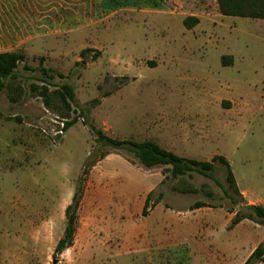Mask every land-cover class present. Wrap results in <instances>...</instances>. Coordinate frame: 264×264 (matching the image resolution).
<instances>
[{"label":"rangeland","instance_id":"1","mask_svg":"<svg viewBox=\"0 0 264 264\" xmlns=\"http://www.w3.org/2000/svg\"><path fill=\"white\" fill-rule=\"evenodd\" d=\"M153 7L0 0V53L25 57L0 92V264H242L264 243V226L229 228L239 205L224 192L240 200L223 166L210 179L172 180L166 168L143 169L95 142L89 126L113 140L160 138L189 160L221 156L246 195L241 203L264 202V21L208 5L187 30ZM62 84L75 93L68 116L38 96ZM63 117L74 124L53 140ZM106 152L120 161L93 168ZM81 177L73 245L54 255ZM154 184L148 214L157 207L143 217ZM195 203L208 207L190 211Z\"/></svg>","mask_w":264,"mask_h":264},{"label":"trees","instance_id":"2","mask_svg":"<svg viewBox=\"0 0 264 264\" xmlns=\"http://www.w3.org/2000/svg\"><path fill=\"white\" fill-rule=\"evenodd\" d=\"M218 11L224 17L241 18L250 20L264 21V0H216ZM196 18H185L183 20V26L190 30L198 24ZM88 50L81 52L82 56H86ZM25 60V57L21 53L4 52L0 53V92L9 87L6 82L14 83L17 80L16 70L18 65ZM43 74L45 72L43 71ZM33 91H36L35 87H32ZM38 96L43 97L44 103L47 107L52 106L53 99L57 103V109L60 110L64 116H68L71 111L72 105L75 102V93L73 88L69 84H62L57 87L56 90L49 95L47 88L43 87ZM15 99L12 98V101ZM95 104L98 100L94 101ZM19 120V119H17ZM74 124L73 121L66 125L67 131ZM91 133L95 136V142L100 147H109L111 150L116 151L124 156H132L141 168L151 170L155 168H166L167 176L175 180L179 177L189 175L191 173H197L205 178L210 179L211 173L216 169V165H221L226 169V181L229 190L232 194L239 198V202H236L231 194L224 192L227 199L232 201L235 205H239V210L234 212L230 211L229 214L233 215L230 220L229 228H234L241 222L248 220L258 226H264V206L261 205H249L247 203L242 204L244 199L240 194L234 175L230 169V165L225 158L221 156H214L209 162H199L195 160H189L166 151L158 146L153 141L145 142H132V141H119L113 140L104 135V133L93 126H89ZM108 153H103L100 160L105 158ZM99 161V160H98ZM93 166V165H91ZM86 167L84 168V171ZM84 178L81 177L79 185L73 193L70 204L65 208L64 216L66 220V226L63 236L57 242L54 248V255H59L71 248L74 241L75 225L77 220V211L79 209L80 201L83 195ZM152 198V192L149 193L141 211V215L146 217L148 215V209ZM158 202H156L157 204ZM155 206V205H154ZM153 206V207H154ZM203 203H195L190 211L198 210L201 208H207ZM264 262V243L259 244L252 253L248 256L244 264H260Z\"/></svg>","mask_w":264,"mask_h":264},{"label":"crops","instance_id":"3","mask_svg":"<svg viewBox=\"0 0 264 264\" xmlns=\"http://www.w3.org/2000/svg\"><path fill=\"white\" fill-rule=\"evenodd\" d=\"M85 1L86 2L91 1V2L100 3V4L102 3V4H130V5H143V4H145V5H152V6H154L153 10H157V8H160L162 11L166 12V14L168 16H176L177 18H180L182 20H184L185 18H196V19H198V21L203 20V18L207 17V15H208V12H207L208 5H211L217 14L219 13L216 0H85ZM176 131H180L181 133H184V135L182 134V137L187 138V136L185 134L187 132V129H185L184 127L177 126ZM102 132H106V130L104 129ZM159 132L162 133V130ZM155 143L166 151H169V152L173 151V148H171L172 146L168 147L167 146L168 144H165L163 142V140H160V138H157L155 140ZM4 145H5V147L8 146L6 143ZM115 159L119 162L121 159L120 155L115 154L113 152H109L105 156V158H103L102 160H99L96 163V166H94L93 168H98L100 166L106 165L107 162H112V160H115ZM114 176H116L115 172L113 173V177ZM155 186L156 185L154 184L150 188V190L146 193V195L143 197L142 205H144L146 196L152 192V190L155 188ZM240 194L242 195V197L244 196L243 199L246 198V195L243 191ZM247 204H249V205H263L264 206V202H262L261 200L257 203H255L254 201L253 202L249 201ZM156 207L157 206H154L152 211L150 212V214H148L146 217L151 215L152 212L156 209ZM142 208H143V206H142ZM201 209H204V208H201ZM201 209H198V210H201ZM141 211H142V209H141ZM193 211H197V210H193ZM257 245H259V244H257ZM156 249H158L159 251L165 250V249H163V247H157ZM158 250H156V251H158ZM251 253H249V255ZM248 256H246L244 258V261L242 262V264H244V262L246 261ZM193 259H194L193 257L192 258L190 257V261L193 262Z\"/></svg>","mask_w":264,"mask_h":264},{"label":"built area","instance_id":"4","mask_svg":"<svg viewBox=\"0 0 264 264\" xmlns=\"http://www.w3.org/2000/svg\"><path fill=\"white\" fill-rule=\"evenodd\" d=\"M82 121V119H79ZM73 121L70 118H56L55 121H53L56 124V127L50 130V136L53 138V140H60L63 138L64 134L66 133V125Z\"/></svg>","mask_w":264,"mask_h":264},{"label":"water","instance_id":"5","mask_svg":"<svg viewBox=\"0 0 264 264\" xmlns=\"http://www.w3.org/2000/svg\"><path fill=\"white\" fill-rule=\"evenodd\" d=\"M52 264H57V260H54Z\"/></svg>","mask_w":264,"mask_h":264}]
</instances>
